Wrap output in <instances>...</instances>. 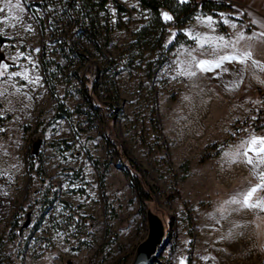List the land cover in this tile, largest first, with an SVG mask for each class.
Wrapping results in <instances>:
<instances>
[{"label":"rangeland","instance_id":"rangeland-1","mask_svg":"<svg viewBox=\"0 0 264 264\" xmlns=\"http://www.w3.org/2000/svg\"><path fill=\"white\" fill-rule=\"evenodd\" d=\"M104 7L96 13L94 47L79 34V15H58L55 41L54 25L41 32L26 1L0 0V264H130L147 238L149 214L166 230L153 264H264V235L257 233L264 211L226 203L264 184L263 165L255 168L243 155L264 132V88L245 80L236 85L234 62L196 67L235 55L237 46H257L240 18L244 7L234 2L215 15L197 13L180 28L169 25L162 47L141 57H132L129 46L149 22L148 11L136 0H108ZM177 32L191 43L166 51ZM69 40L83 60L68 64L60 55L59 43ZM42 43L62 66L56 91L68 119L56 116L44 84ZM87 66L100 108L90 107L82 92ZM29 148L41 154L42 174L28 171ZM116 148L142 179L147 205ZM256 149L248 157L259 161ZM53 189L54 200L31 232ZM261 197L264 191L250 202ZM15 210L27 224L21 238L9 241Z\"/></svg>","mask_w":264,"mask_h":264},{"label":"trees","instance_id":"trees-1","mask_svg":"<svg viewBox=\"0 0 264 264\" xmlns=\"http://www.w3.org/2000/svg\"><path fill=\"white\" fill-rule=\"evenodd\" d=\"M24 1H26V7L28 11L37 21L41 32H45V29L47 27L49 28L50 26L54 25L51 34L55 41L59 39V37L57 36V27L54 24L55 19H57L58 15L62 16L63 14H68L71 16L73 14H77L79 15V17L78 19H76V25L77 29L80 32L79 34L85 36L88 42H90L94 47L97 46L95 38L97 33L93 30L96 20V13L99 10L105 9L104 6L108 0H96V2H86V0H82L79 7V0ZM136 2L140 8L148 11L150 18L149 22L146 25L141 26L134 33L135 39L130 43L129 46L132 47V50L134 51L132 53V57H141L142 51L146 49H160L165 39V35L167 32L166 28L169 25L180 28L187 22H189L197 13L215 15V13L218 11L234 8V2L229 0H187V2H180V0H136ZM113 4L118 11H126V8H124L117 1H113ZM93 6H97L96 9H94ZM162 9L166 10L170 14V16L172 17L170 21L166 22L163 20V18L161 17ZM220 29L223 31L224 27L220 26ZM180 42L191 43V40L186 39L181 32H177L173 38V41L167 46L166 51L171 50ZM142 46H145V48L142 49ZM59 47L61 51L60 55L68 62V64H73L75 60L84 59L82 53L79 52L78 44L75 40H69V43L68 41H61L59 43ZM165 58L166 57H164L161 53L157 58V62L159 64L163 63L165 61ZM39 63L44 84L50 96L56 103V116L68 119L70 117V111L65 107L63 101L60 99L56 91V84L59 80L58 73H61L62 66L54 58L48 56L46 45L43 43L41 45ZM88 71L89 67L87 66L85 69V73L81 78L82 92L88 98L90 107L100 108L92 89L93 79L88 75ZM73 74L76 75V71H73ZM64 143H66V141H64ZM215 146V144H211L208 147L215 148ZM115 153L118 155L121 164L124 166L126 172L130 175L131 186L138 192V196L141 198V202H143L144 205H147L150 202V196L148 195V193H145L144 183L142 182V179L135 172V168L133 167V165L125 163L123 152L121 149L116 148ZM215 153H217V151H215ZM26 157L28 171L30 173L34 172L35 174H42L41 154L37 151H33V148H29L26 151ZM91 161L94 166H97L98 162L96 160L91 159ZM106 166L107 165H105V168ZM103 175V172L99 174L101 181L103 179ZM56 193L57 192L55 189L51 191V198L46 200L43 212H41L36 217L33 225L31 226V232L37 227L38 221H40L44 211L54 200ZM22 217L23 216L18 210H15L12 213L9 222L10 227L7 237L9 241L21 238L24 226L27 224V221H21ZM153 217L156 219L160 231L159 237L155 241V252L157 253L158 249L164 241L166 230L164 231V221H162V219L158 218L157 216ZM2 244L3 243L0 240V250ZM156 253L152 254V259H154L153 257L156 255ZM187 264H189V261L187 262Z\"/></svg>","mask_w":264,"mask_h":264},{"label":"crops","instance_id":"crops-1","mask_svg":"<svg viewBox=\"0 0 264 264\" xmlns=\"http://www.w3.org/2000/svg\"><path fill=\"white\" fill-rule=\"evenodd\" d=\"M232 1L244 7V12H242L240 18L243 22H246V29L253 32L250 38H254L258 43L257 46H250L249 48L246 45L236 47V56L240 57L241 54H250V58L246 59L242 64L234 62L235 84H240L242 86L245 80L247 82L256 83L257 89L260 87L264 88V0ZM254 52L258 54V57H254ZM261 131L263 130L260 129V132ZM260 136L264 138V132L261 133ZM259 147H261L259 144L252 146L253 149ZM262 169L264 170V165ZM261 217H264V214ZM260 222H263V219H261ZM259 227L257 233L263 236L264 223H260Z\"/></svg>","mask_w":264,"mask_h":264},{"label":"snow or ice","instance_id":"snow-or-ice-1","mask_svg":"<svg viewBox=\"0 0 264 264\" xmlns=\"http://www.w3.org/2000/svg\"><path fill=\"white\" fill-rule=\"evenodd\" d=\"M9 3H11V0H8ZM180 2H187V0H180ZM15 7H19V4L17 3L14 5ZM4 9L0 8V12H3ZM163 19L165 21H170L172 17L168 13H162ZM209 21L211 18H208ZM255 23V21H254ZM223 39V38H221ZM239 39H244L243 36H240ZM227 47V45H225ZM250 58V54H241L240 57L236 55H231V56H222L220 57L219 60L216 61H207V60H200L196 62V67L199 68L201 71H210L212 70V67L219 68L224 62H238V63H244L246 59ZM255 64V62H254ZM2 67V66H0ZM2 75V73H0ZM248 144L255 146L259 144L261 147L256 149V154L259 155L261 158L259 161H254L251 157H248V152L253 151L252 147L248 148V152L243 153V155L246 158L245 163L249 165H253L255 168H259L262 165H264V138H260L257 140L256 138H253ZM243 146V145H242ZM261 180H264V173H261L260 177ZM258 191H264V184H257L256 186L250 188L246 193L243 194H237L234 196L232 199L227 201L226 203L230 204H236V203H241L243 207L249 208V209H256L259 207L261 211H264V197H261L259 200H257L255 203L250 202L251 198L253 197L254 193ZM241 196L243 199L241 200Z\"/></svg>","mask_w":264,"mask_h":264},{"label":"water","instance_id":"water-1","mask_svg":"<svg viewBox=\"0 0 264 264\" xmlns=\"http://www.w3.org/2000/svg\"><path fill=\"white\" fill-rule=\"evenodd\" d=\"M149 218V230L147 238L141 241L135 248V254L130 264H153L152 254L154 253L160 231L157 224L154 223L152 216ZM157 254V253H156Z\"/></svg>","mask_w":264,"mask_h":264}]
</instances>
